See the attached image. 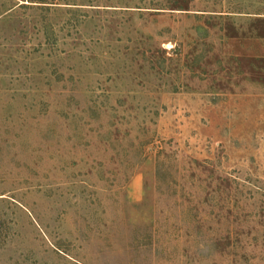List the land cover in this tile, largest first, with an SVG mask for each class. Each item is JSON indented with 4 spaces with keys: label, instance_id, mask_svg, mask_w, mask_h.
Listing matches in <instances>:
<instances>
[{
    "label": "rangeland",
    "instance_id": "1",
    "mask_svg": "<svg viewBox=\"0 0 264 264\" xmlns=\"http://www.w3.org/2000/svg\"><path fill=\"white\" fill-rule=\"evenodd\" d=\"M0 0V264H264V0Z\"/></svg>",
    "mask_w": 264,
    "mask_h": 264
},
{
    "label": "trees",
    "instance_id": "2",
    "mask_svg": "<svg viewBox=\"0 0 264 264\" xmlns=\"http://www.w3.org/2000/svg\"><path fill=\"white\" fill-rule=\"evenodd\" d=\"M40 1H42V2H40V3H44V2H43L44 0H40Z\"/></svg>",
    "mask_w": 264,
    "mask_h": 264
}]
</instances>
